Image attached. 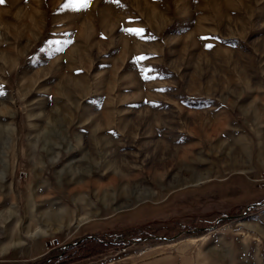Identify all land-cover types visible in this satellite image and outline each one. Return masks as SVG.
Listing matches in <instances>:
<instances>
[{
	"label": "rangeland",
	"instance_id": "1",
	"mask_svg": "<svg viewBox=\"0 0 264 264\" xmlns=\"http://www.w3.org/2000/svg\"><path fill=\"white\" fill-rule=\"evenodd\" d=\"M0 198L44 255L264 264V0H4Z\"/></svg>",
	"mask_w": 264,
	"mask_h": 264
},
{
	"label": "crops",
	"instance_id": "2",
	"mask_svg": "<svg viewBox=\"0 0 264 264\" xmlns=\"http://www.w3.org/2000/svg\"><path fill=\"white\" fill-rule=\"evenodd\" d=\"M21 224L22 231L20 232L17 222L11 223L9 227H7V223L4 222L2 230H0V254H5V257L10 260H16V262L24 260V262H19L20 264H28L30 261L44 255L43 235L45 233L43 230H41L43 233L37 230L38 227L32 229L29 219L23 221ZM157 251L159 250L151 249L143 255H139L136 249L126 250L123 251L120 256L110 260L104 261L100 259L78 264H160L161 261L162 264H164L163 259L148 260L158 253Z\"/></svg>",
	"mask_w": 264,
	"mask_h": 264
},
{
	"label": "trees",
	"instance_id": "3",
	"mask_svg": "<svg viewBox=\"0 0 264 264\" xmlns=\"http://www.w3.org/2000/svg\"><path fill=\"white\" fill-rule=\"evenodd\" d=\"M173 226L169 229L174 228ZM142 228L125 229V231L113 234L110 237H107L105 234L90 235L76 244L66 247L62 245L29 264H77L105 253L121 252L131 245L126 242L130 235L141 237L140 235L143 234Z\"/></svg>",
	"mask_w": 264,
	"mask_h": 264
},
{
	"label": "water",
	"instance_id": "4",
	"mask_svg": "<svg viewBox=\"0 0 264 264\" xmlns=\"http://www.w3.org/2000/svg\"><path fill=\"white\" fill-rule=\"evenodd\" d=\"M249 208V207H248ZM247 208V209H248ZM224 218H231L230 216H227V217H224ZM222 219V218H221ZM217 221H218V219H217ZM203 228H197V229H195L194 231H196V230H202ZM188 231H184V232H180V233H178L177 234V236H179V235H181L182 233H187ZM175 237V236H174ZM174 237H172V238H174ZM147 237H143V238H141L140 239V241L142 242V241H144L145 239H146ZM154 238L155 239H161V240H163V239H165V240H169V239H171L170 237H165V236H154ZM79 241H81V240H78V241H76V242H72V243H67V244H65L64 245V247H66V246H68V245H73V244H76V243H78ZM138 241L137 240H132L131 241V244H136Z\"/></svg>",
	"mask_w": 264,
	"mask_h": 264
},
{
	"label": "built area",
	"instance_id": "5",
	"mask_svg": "<svg viewBox=\"0 0 264 264\" xmlns=\"http://www.w3.org/2000/svg\"><path fill=\"white\" fill-rule=\"evenodd\" d=\"M53 243H54V240L50 243L49 251H51V250H53V249H55L57 247H61L62 246V244H60V242L57 241V240H56V242L54 244Z\"/></svg>",
	"mask_w": 264,
	"mask_h": 264
},
{
	"label": "snow or ice",
	"instance_id": "6",
	"mask_svg": "<svg viewBox=\"0 0 264 264\" xmlns=\"http://www.w3.org/2000/svg\"><path fill=\"white\" fill-rule=\"evenodd\" d=\"M0 3H4V0H0ZM128 31H136V32H139V30H133V29H129ZM210 47V45H209Z\"/></svg>",
	"mask_w": 264,
	"mask_h": 264
}]
</instances>
